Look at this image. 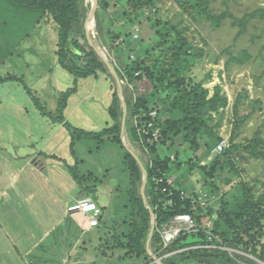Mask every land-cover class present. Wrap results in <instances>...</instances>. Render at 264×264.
<instances>
[{
  "label": "rangeland",
  "instance_id": "obj_1",
  "mask_svg": "<svg viewBox=\"0 0 264 264\" xmlns=\"http://www.w3.org/2000/svg\"><path fill=\"white\" fill-rule=\"evenodd\" d=\"M80 1L87 12L73 25V28L81 29L85 36V40L80 34L72 36V42L77 40L83 49L77 50L80 54L77 58L76 53L72 52L73 44L68 45L71 50L65 56L58 54L57 31L45 17L13 4L11 0H0V76L10 78L0 82V150L17 156L28 155L32 160L38 153L46 158L48 157L45 153L48 152L57 155L69 153L73 161L66 156L67 161L64 159L61 162L66 169L63 178L70 180L75 186L88 189L92 187L89 182L97 183V187L90 188L93 190L89 192L92 197H88L99 208H104L101 225L89 231L97 237L96 240L91 242L85 235V218L82 214H68L66 221H63L51 238L28 259L37 262L34 264H66L62 258L73 259L74 255H79L80 248H89L92 249L90 257H94L98 264L103 263V252L110 255L114 252L111 262L115 264L118 260L120 264H226L224 257L233 258L237 264H264L259 251L253 252L251 247L237 249L212 231L221 208L237 214L248 201L247 194L253 198L252 202L259 200L264 203V159L250 156L243 148V144L255 136L264 140V22L251 20L246 25L244 34L239 35L240 29L238 26L233 27L229 19L219 26H211L203 18V12L208 11L216 16L230 12L235 18L241 19L248 12L264 8V0H153L150 3L147 0L149 5L139 7L134 13L130 2L134 3L135 0H106V5L101 6L97 0L90 17L93 0ZM156 22L165 28L176 27L181 30L193 48L202 53L186 75L202 84L208 91V98L218 88L219 95L226 99V104L207 115L210 117L207 125L214 136L208 138L204 134L200 135L198 149L191 146L184 138V133L159 142V129L152 133L156 135V139L151 136L153 140L150 143L147 141L148 144L156 142L152 158L168 160L170 166V176L165 177L162 174L163 177L157 182L167 184V180H171L167 185L180 191L185 200H191L192 210L201 212L197 216H204L202 224L198 226L193 219L195 227L190 231H186L180 222L171 223L173 219L163 225L160 230L180 229L176 239L183 234L187 235V239L176 248L171 247L176 239L167 245L163 242L160 250L153 254L146 247L150 255L149 262L145 258H124V251L114 249L113 245L114 238H121V233L127 229L123 207L127 202L128 191L125 190L128 182L124 151L113 143L110 136L102 141L81 137L72 140L67 130L63 129L53 139L60 125L52 122L47 114L56 116L60 95L76 89L68 100L69 108L64 112L65 120L84 131L105 129L106 123H111L107 115L108 100L111 101V95L117 93L114 80L104 74V81L90 77L80 79L75 84L73 74L61 65L72 69L86 64L88 57L85 54L89 53V47L95 52L86 38L88 33L92 43L113 65L114 71L115 68L123 71L124 66L129 65L137 53L154 45L151 25L155 26ZM136 25L141 30V44L132 39ZM98 41L102 42L103 48L97 45ZM111 44L114 45L113 49ZM246 53L249 59L244 64L239 65L232 60L243 58ZM95 54L98 56L96 52ZM147 94L151 108L149 115L152 119L158 116L159 123L167 118L181 121L185 115L170 109L174 94H162L163 99L157 95V103L153 104L154 90L146 80L129 81L125 78L122 98L126 113L122 135L120 127V140L134 159L141 157L148 162L151 152L145 147L143 136L148 134L153 125L145 124L140 115L135 117L132 112L128 113L125 101ZM117 97L120 102L118 94ZM81 100L85 103L82 104ZM78 106L80 108L76 109ZM120 107L122 109L121 102ZM92 119L93 125L98 126L89 129L87 126L92 123ZM121 120L122 115L120 126ZM235 125L237 129L232 145L236 149L229 157L222 159V152L229 146ZM134 126L139 130V141L136 142L132 141ZM217 138L226 141V146L220 153L215 150L218 144H214V141ZM70 149L73 150L72 154ZM215 159L220 160L219 164H215ZM204 167L207 168V173L203 170ZM143 169L145 170L144 166ZM89 172L98 178L92 177ZM140 188L141 186V195ZM164 190L165 188L160 189L161 194L169 192V196L172 195L171 190ZM143 196L149 208L148 197H145L144 192ZM165 205L172 207L169 201ZM259 216L261 221L264 220V209H258L256 217ZM153 219L155 227L154 215ZM199 233L205 236V243L197 240L196 234ZM75 237H78L77 246L73 245ZM263 241L264 239L261 240ZM87 243H91V246L88 247ZM200 249L220 251L224 257L216 258L212 254L204 256L202 252L199 255L189 253Z\"/></svg>",
  "mask_w": 264,
  "mask_h": 264
},
{
  "label": "trees",
  "instance_id": "obj_2",
  "mask_svg": "<svg viewBox=\"0 0 264 264\" xmlns=\"http://www.w3.org/2000/svg\"><path fill=\"white\" fill-rule=\"evenodd\" d=\"M148 1L150 3L153 0ZM11 2L23 6L28 11L41 17H45L53 24L57 31V47L59 55L65 56L66 53L71 50L68 45L73 44L74 50H72V52L76 53L77 58L80 57L77 50L83 51L82 45L77 40L72 42V36L74 34H80L81 38L85 40L84 33L81 29L73 28V25L83 18L87 12V10L84 9L82 1L11 0ZM105 3L106 0H98L99 6L106 5ZM130 3L129 4L133 6L132 13L138 10L141 6L145 7L149 5L147 0H135L134 3ZM205 12L206 11L203 12V18L208 20L211 26H219L223 21L229 19L232 21L233 27L238 26L240 29L239 35L244 34L245 27L251 20L258 19L264 22V8H258L252 12H248L241 19L235 18L230 12H224L218 16L212 15L208 11ZM156 23L155 26L151 25V30L153 31L152 37L155 39L154 45L149 49L147 48L142 52L137 53L135 59L132 60L129 65L127 64L124 66L123 71H119L115 68L116 75L122 85L125 78L129 81L146 80L150 87H152V90H154V97L152 98L155 101L153 104L157 103V95L161 97L162 94H174L170 109L181 112V114L185 115L184 119L181 121L174 118H167L159 123L158 121L160 120L158 116L152 119L149 115L151 108L149 104L150 102L147 99V97H149L148 94L134 100L125 99L128 113L129 111L132 112V115H135V117L136 115H140L145 124L152 123L153 125V128L148 130V134L143 136L145 147L151 152L150 160L148 162L143 161V159L139 157V160L142 162L147 173V185L144 193L145 197H148L149 209L145 207L139 193V187L142 184L141 170L136 160L123 147L120 140V119L122 109L116 92L111 95V101L108 107V115L111 124H114L113 126L110 125L100 131H84L72 126L65 120L64 112L67 107L68 99L75 93L76 89L71 92L65 91L60 95L55 112L56 116L47 114L52 122L62 125L67 130L68 135L72 140L81 137L84 139L102 141L104 138L110 136L113 143L118 145L124 151V159L126 161L124 166L127 172L128 182L125 190L128 191L126 194L127 202H125L123 207L127 218V229L126 232L121 233V238H114L113 245H115L114 249H122L124 251V258H145L149 262L150 255L147 253L146 243L151 228L150 212L155 216V227L149 242V249L152 254L159 251L162 247L163 239L160 233L162 230L160 229L176 215L190 214L196 221L197 226L202 224V218L204 217L203 214L197 216V214L201 212L199 210L193 211L191 200H185L182 198L180 191L171 189V187H169L164 181L162 184L157 182L159 178L163 177L162 174L165 175V177L170 176V166L168 160L152 158L156 142L148 144V142H151L150 140H153L151 135L155 129V131L159 129L158 139L159 142L162 143L172 136L184 133V138L190 142L194 149H198L197 141L201 137L200 135L204 134L208 138L214 136L212 129L207 125V121L210 120V117L207 115L210 112L215 111L219 106L223 107L226 104V99L219 95L218 88H215L213 95L208 98V91L202 87V84L195 82L191 77H187L186 75L202 53H199L197 48H193L183 35V32L178 30V28H165L159 22ZM141 40L142 39H138L137 42H139V44L143 43ZM98 42L99 44L97 45L103 48L104 45L102 42ZM111 48H114L113 44H111ZM86 56L88 57L87 62L82 67L77 66V68L73 67L72 69H69L67 66L61 65L63 68L67 69L69 73L73 74L75 84L76 81L80 79H87L90 77L98 78L99 74H105L113 79L104 62L100 60L91 47H89V53L85 54V57ZM247 59H249V56L246 53L243 58H233L232 60L235 63L242 65ZM136 74L138 75L135 76ZM7 80H10V78H2L0 76L1 83ZM236 126L237 125H235V130L230 138L228 148L222 152V159L229 157L233 150L236 149V146L232 145L234 133L237 129ZM138 132V127L134 126V129H132L133 142L139 141V136L137 137ZM220 141L221 139L217 138L214 141V144L217 145ZM72 145L73 144H71V147ZM243 148L250 156L264 159V140L258 136H255L252 140H247L243 144ZM70 152L72 154L73 150L70 149ZM216 159L215 164H219L220 160ZM218 164L217 166H219ZM203 170L206 173L208 171L206 167H204ZM214 171L215 169L213 168L212 172ZM163 188H165L166 191L171 190L172 195L169 196V192L161 194L160 189ZM83 190L89 193L87 187H84ZM247 200L245 206L237 214L221 208L220 213H218V219L214 221L212 231L228 245H232L237 249L239 248L241 250L251 247V251H259L260 259L264 261V241L261 242V240L264 239V224L262 223L264 220L261 221L260 216L259 218L256 217L258 209H264V203L259 200L252 202L253 198L248 194ZM168 201L172 203V207L170 208L165 205ZM100 209L103 210L104 208ZM101 222L102 217L99 221V226L101 225ZM196 238L197 240H200L201 243H205V236L200 235V233L196 234ZM186 239L187 235L183 234V236H180L171 244V247L176 248L179 243ZM190 252H192V255H196V253L199 255V252H202L204 256L212 254L216 258L224 257V254L216 250L206 251L200 249L197 252L189 251V253ZM224 258L226 264H237L234 262L236 260L233 258Z\"/></svg>",
  "mask_w": 264,
  "mask_h": 264
},
{
  "label": "crops",
  "instance_id": "obj_3",
  "mask_svg": "<svg viewBox=\"0 0 264 264\" xmlns=\"http://www.w3.org/2000/svg\"><path fill=\"white\" fill-rule=\"evenodd\" d=\"M103 76L104 74H99L95 80L104 81ZM81 102L85 103L82 100ZM108 103L110 105L109 100ZM68 108L67 102L65 111ZM78 108L80 106L76 107V109ZM92 121L93 119L90 122ZM107 123L105 128L111 125L110 122ZM97 126H94L92 122L87 127L94 129ZM59 127L60 129L54 133L53 139L65 129L62 125ZM49 142L51 143V140ZM60 142H62L61 139L59 140L61 145ZM45 154L48 158L42 157L41 153H38L37 156H33L35 158L32 160V157L28 155L17 156L0 150V264L37 263L31 262L28 257L48 241L51 235L66 221L69 214L67 208L80 198L92 197V194H88L81 186H75L70 180L66 181L63 178L66 169L63 168L61 162L64 159L67 161L66 156H69V153L57 155L48 152ZM67 159L72 160L70 156ZM89 174L98 178L91 172ZM89 184H92V187H89V192H92L93 190L90 188L97 187V183L91 181ZM84 224L85 235L91 242L96 240L97 237L89 232L92 229L88 228L85 219ZM77 240L78 237H75L73 245H78ZM87 244L88 247L91 246V243ZM54 248L55 246H53ZM80 249L79 255H74L73 259L71 257H68L67 260H65L66 257L62 258L63 263L98 264L94 257H90L92 249ZM112 256H114V252L111 255L103 252L102 264H115L111 262ZM116 264H120L119 260Z\"/></svg>",
  "mask_w": 264,
  "mask_h": 264
},
{
  "label": "built area",
  "instance_id": "obj_4",
  "mask_svg": "<svg viewBox=\"0 0 264 264\" xmlns=\"http://www.w3.org/2000/svg\"><path fill=\"white\" fill-rule=\"evenodd\" d=\"M141 30L139 26L136 25L135 28H133L132 33V39L138 40L140 39ZM127 80V78H126ZM154 139H156V135H151ZM226 146V141H220L218 145L216 146V152L220 153L223 148ZM171 180H167V184L169 185ZM166 191V189L164 190ZM67 211L69 214H82L86 220V224L88 228H96L99 226V221L102 217V210L96 205L94 201H92L89 197H84V199H78L76 200L72 205H70L67 208ZM180 222L181 225L186 231L192 230V228L195 227L194 220L190 214H178L176 215L171 223ZM194 226V227H193ZM171 229H164L161 231V236L163 239V242L166 243V245L174 241L176 239V236L179 234L180 229H176L174 231H170ZM210 230H212L210 228Z\"/></svg>",
  "mask_w": 264,
  "mask_h": 264
},
{
  "label": "water",
  "instance_id": "obj_5",
  "mask_svg": "<svg viewBox=\"0 0 264 264\" xmlns=\"http://www.w3.org/2000/svg\"><path fill=\"white\" fill-rule=\"evenodd\" d=\"M96 5H97V0H93L92 2V7H91V11H90V15L89 17L91 16V13L93 12V10L96 8ZM89 19V18H88ZM86 38L87 40L89 41V43L91 44V46L94 48L95 52L98 54V56L101 58V60L104 62V64L106 65V67L108 68V70L111 72L112 76H113V79H114V82H115V85H116V89H117V94L119 96V99H120V102L122 104V120H121V135L123 133V129H124V122H125V113H126V105H125V102L122 98V85L114 71V68H113V65L103 56V53L101 52V50H99L91 41L88 33H86ZM136 161L138 163V166L141 170V173H142V184H141V188H140V192H141V196H142V200H143V203L145 205L146 208H148L147 204H146V200L143 196V192H144V186L146 185V172L145 170L143 169V166L141 164V162L139 161L138 158H136ZM149 209V208H148ZM151 214V217H152V224H151V228H150V231H149V234H148V237H147V243H146V247L148 249L149 247V242H150V239H151V236L153 234V231H154V219H153V213L150 212Z\"/></svg>",
  "mask_w": 264,
  "mask_h": 264
}]
</instances>
